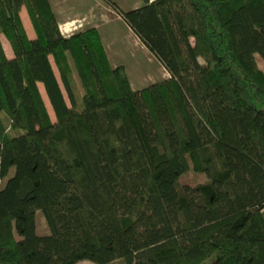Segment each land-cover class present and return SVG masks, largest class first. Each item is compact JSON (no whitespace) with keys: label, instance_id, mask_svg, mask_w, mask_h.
I'll list each match as a JSON object with an SVG mask.
<instances>
[{"label":"trees","instance_id":"trees-1","mask_svg":"<svg viewBox=\"0 0 264 264\" xmlns=\"http://www.w3.org/2000/svg\"><path fill=\"white\" fill-rule=\"evenodd\" d=\"M103 1L169 77L134 90L95 27L0 0V264H264V0Z\"/></svg>","mask_w":264,"mask_h":264},{"label":"rangeland","instance_id":"rangeland-1","mask_svg":"<svg viewBox=\"0 0 264 264\" xmlns=\"http://www.w3.org/2000/svg\"><path fill=\"white\" fill-rule=\"evenodd\" d=\"M122 10H130L141 6L144 0H112ZM52 12L58 23V29L64 30L63 35H69L75 30L93 26L98 31L107 57L116 66L124 65L131 88L140 89L152 83L169 77L157 58L138 40L127 28L118 14L103 0H50ZM25 31L32 36V30L28 23L24 10L19 11ZM64 19V20H63ZM5 54L10 57L11 51L7 42L1 37ZM258 66L264 71V59L255 54ZM260 108H263L260 106ZM47 111L52 119V113L47 106ZM204 173H196L189 170L183 173L179 182L181 184L196 185L206 181ZM34 221L36 234L48 233L47 226L39 210L35 211ZM212 260L206 259L201 264H207ZM75 264H94L89 260H80ZM110 264H126L123 259Z\"/></svg>","mask_w":264,"mask_h":264},{"label":"built area","instance_id":"built-area-1","mask_svg":"<svg viewBox=\"0 0 264 264\" xmlns=\"http://www.w3.org/2000/svg\"><path fill=\"white\" fill-rule=\"evenodd\" d=\"M60 31V33L63 35V33L62 32H65L64 30H59Z\"/></svg>","mask_w":264,"mask_h":264},{"label":"crops","instance_id":"crops-1","mask_svg":"<svg viewBox=\"0 0 264 264\" xmlns=\"http://www.w3.org/2000/svg\"><path fill=\"white\" fill-rule=\"evenodd\" d=\"M48 2H49V4H50V7H51V2H50V0H48ZM52 9V8H51ZM64 20V19H63ZM57 21V20H56Z\"/></svg>","mask_w":264,"mask_h":264}]
</instances>
